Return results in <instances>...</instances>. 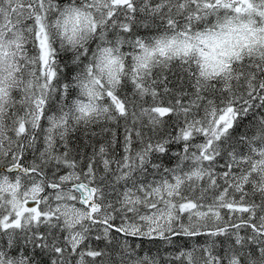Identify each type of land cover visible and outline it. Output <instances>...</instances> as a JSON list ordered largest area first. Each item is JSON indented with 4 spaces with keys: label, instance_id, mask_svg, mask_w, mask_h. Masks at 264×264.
Instances as JSON below:
<instances>
[{
    "label": "snow or ice",
    "instance_id": "snow-or-ice-1",
    "mask_svg": "<svg viewBox=\"0 0 264 264\" xmlns=\"http://www.w3.org/2000/svg\"><path fill=\"white\" fill-rule=\"evenodd\" d=\"M0 264H264V0H0Z\"/></svg>",
    "mask_w": 264,
    "mask_h": 264
}]
</instances>
